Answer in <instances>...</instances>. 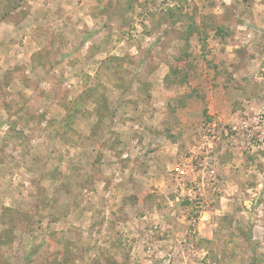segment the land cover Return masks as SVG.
<instances>
[{
	"label": "rangeland",
	"instance_id": "374dc122",
	"mask_svg": "<svg viewBox=\"0 0 264 264\" xmlns=\"http://www.w3.org/2000/svg\"><path fill=\"white\" fill-rule=\"evenodd\" d=\"M260 111L264 0H0V264H264Z\"/></svg>",
	"mask_w": 264,
	"mask_h": 264
},
{
	"label": "built area",
	"instance_id": "2783aa9c",
	"mask_svg": "<svg viewBox=\"0 0 264 264\" xmlns=\"http://www.w3.org/2000/svg\"><path fill=\"white\" fill-rule=\"evenodd\" d=\"M254 123V128L261 129L264 127V111H260L254 119L252 117H247L246 119H243L241 121L240 128L247 131L248 135H250V128L252 127V124ZM236 129L235 127L233 128ZM192 156V155H191ZM189 157V159L185 160V165L190 168L192 171L201 172L202 174L207 175V181L211 184L216 181V176H214V163H213V156H210L208 152L204 154L202 157L194 156ZM214 158V157H213ZM195 163H193L194 161ZM177 174L182 175L184 174L185 168L181 167L180 169H176ZM204 176V175H203ZM202 183V182H201Z\"/></svg>",
	"mask_w": 264,
	"mask_h": 264
},
{
	"label": "crops",
	"instance_id": "0c3cea01",
	"mask_svg": "<svg viewBox=\"0 0 264 264\" xmlns=\"http://www.w3.org/2000/svg\"><path fill=\"white\" fill-rule=\"evenodd\" d=\"M262 129V128H261Z\"/></svg>",
	"mask_w": 264,
	"mask_h": 264
}]
</instances>
